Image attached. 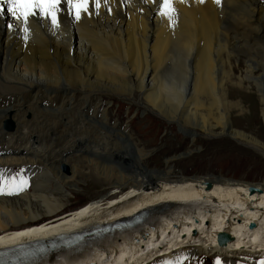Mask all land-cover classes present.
Here are the masks:
<instances>
[{
    "label": "bare ground",
    "instance_id": "bare-ground-1",
    "mask_svg": "<svg viewBox=\"0 0 264 264\" xmlns=\"http://www.w3.org/2000/svg\"><path fill=\"white\" fill-rule=\"evenodd\" d=\"M9 7L0 0V96L9 94L0 109V245L76 229L103 217L100 210L131 213L145 205L148 213L133 228L136 232L143 233L146 224H152L167 227L165 236L175 233L182 241L200 240L192 237L193 229L199 234L208 227L206 239L211 236L214 241L220 230L230 234L220 245L171 251L160 257L166 264L196 252L215 254L218 264L264 262L258 251H243L249 243L257 244L264 229V179L251 182L222 174H185L175 168L176 153L165 155L163 163L153 168L152 149L137 139L128 124L111 120L100 95L131 99L178 123L191 140L195 132L227 133L264 154V143L233 127L228 117L232 108L242 111L244 107L243 101H233L230 95L242 87L241 79L233 81V73L240 68L238 54L244 47L245 78L254 81L264 103V0H171L174 11L167 15L162 14L163 0H107L106 4L101 0L98 9L89 3L79 19L67 3H61L54 13L57 24L42 11L24 22ZM256 54L262 55L259 76H254L259 67ZM230 55L237 65L228 69ZM67 110L91 135L74 131L69 139L64 134L56 140L59 133L48 122ZM5 121H11L10 129ZM69 123L64 120L61 127ZM86 139L88 144L82 146ZM75 143L82 149L74 155ZM67 153L63 162L69 174L65 175L56 157ZM13 164H24L31 178L29 188L17 187L20 195L14 196L7 192L10 178L3 168ZM90 175L101 190L88 205L58 217L65 204L60 197H65L64 186ZM127 197L131 198L112 204ZM101 201L106 203L102 209ZM44 217L49 221L36 223ZM253 220L257 230L248 227ZM114 234L107 232L95 241L99 246L116 241L110 244L114 250L125 246ZM154 243L165 250L160 240L149 247ZM259 243L262 246L264 239ZM227 244L242 251L229 250ZM81 246L80 251L75 247L60 251V258L48 264H84L88 255L99 258L96 248L88 243ZM120 255L112 263L99 264H121L124 255Z\"/></svg>",
    "mask_w": 264,
    "mask_h": 264
},
{
    "label": "rangeland",
    "instance_id": "rangeland-1",
    "mask_svg": "<svg viewBox=\"0 0 264 264\" xmlns=\"http://www.w3.org/2000/svg\"><path fill=\"white\" fill-rule=\"evenodd\" d=\"M246 52H247V47H244L243 51H241L238 54V57L242 58L239 64L240 68L239 70L235 71V73H233L234 75L233 81H239V79H241L242 87L241 89H239L240 91L233 90L231 91L232 94H230L231 96H233V98H231L233 101H239V100L243 101L242 104L244 107L242 111L239 110L238 108H232L230 110L228 117L233 127L241 131L242 130L248 131L255 138H257L258 140L264 143V103H262V101L260 100V96L256 89L254 81L245 78V65H246L245 61L247 60ZM232 54H234V52H232ZM231 55L229 56V61L227 63L228 69H231V67L237 65V60H235V56L231 57ZM256 55H257L258 66L259 65L261 66L262 55L261 54H256ZM260 66L256 68L254 76L257 75L259 76L260 73H262ZM231 84L235 85V83L232 82ZM238 91L240 93H237ZM8 95L9 94H3L0 96V101H1L0 109L3 107L2 104H4V100L8 98ZM100 95H101V102H103V105L108 109V115L111 118V120L114 121L115 118H119V120L117 119L119 122L128 124L129 128H131L135 133V136L136 137L138 136L137 139H139L142 142V144H144L145 147L152 149V152L149 154V161H151L150 165L153 168H156L157 166L163 163L162 161L165 155H171L173 153H176L178 157H176V159L174 160L175 168L176 170L180 169V171L185 174H201V175L222 174L227 177H235L238 180L242 179L251 182L260 181L264 179V154L254 146L249 144L246 145V143L231 137L227 133L212 135V134H203L201 132H195L194 140H191L190 137H187L186 132L183 129L177 127L179 125L178 123L174 121H170L167 118H164L160 114L146 107H141L139 104L133 102V100L131 99H125L120 96L113 94L109 95L107 93H105L104 95L103 93H100ZM5 103L7 104V102ZM85 106L86 104H84L83 107ZM87 110L91 111L92 109L88 107ZM86 113L85 115L88 116ZM8 119H12L11 116ZM64 120H69L70 123L68 125L70 126L66 125L64 127H61ZM54 122L56 124H52ZM48 125H50L52 129L58 131L59 134L56 135V140L58 139L57 141H60V139L62 138V136H64V134L65 136H67V139H69L68 135L74 131H75L74 133H80L81 135L84 136L87 134L91 135L90 132L88 133V131H85L82 125L78 121H76L75 114L72 113L71 110H67L64 116L60 117L59 119L57 120L53 119V121H49ZM4 126L6 128L5 124ZM195 129L201 131L199 128H195ZM113 140L115 139L113 138ZM32 143L34 144L35 142L32 141ZM80 143L82 144V146L88 144L87 139L85 141H81ZM75 144L76 146L71 148V150H73L72 152L74 153V155L77 154V152H79L77 149L80 150L82 149L77 146V143ZM69 155L70 154L67 153V154H61L56 157L57 159H60L61 162L59 163L60 165L59 168L65 175L69 174L68 164L63 161H65V158ZM3 168L7 170L5 172L6 177L10 178L9 184L7 186V192L12 193L10 195L12 196L20 195L19 189L17 187H22V188L27 187V189L29 188L28 185H30L31 183V178L24 164H13L11 166L5 165ZM79 180L80 181H77L76 184L71 185L70 187L66 185L64 186L66 191L64 190L62 195H65V197L63 196L60 197L65 199V204L63 211L58 215V217L67 215L69 212L72 211V208L73 210H75L77 209L76 207L79 206L81 207L82 205H88L89 201L92 198H94L95 194L101 190V186H99L96 183V179L91 175L85 178L80 177ZM25 188H23V190ZM23 190L21 191V193L24 192ZM103 202L105 201H101V206L105 207L106 203ZM43 221L44 222L49 221L48 217H44L40 220H37L36 223ZM262 223L263 221L260 222V224ZM262 226L263 225H260L258 227L262 229ZM202 227H206V224L205 225L202 224L201 228ZM255 229L257 230L256 226ZM203 230L199 232L198 236H196L199 237L200 240H196V241H190V240L182 241L185 239L181 237H177V234L175 233L170 234V232L166 235L165 237L166 239L165 238L164 239L165 242H167V245L169 244V246L172 247L173 245L176 244L179 245L183 243L198 244V245L203 244L202 246H198L203 249L209 247L210 244L211 245L214 244L213 243L214 239L212 240L211 236L209 238H211L213 244L209 243V238L206 239L207 235L205 234H207L208 227L206 228V230L204 231ZM260 231L258 238H256L257 244L249 243V245L243 247V251H248V253H251L249 251H258L257 253H261V255H264V243L262 244V246L260 245L261 243H259L264 239V229ZM174 236L177 237L178 239L175 238ZM118 240L117 242H119ZM178 240L179 242L177 243L176 241ZM115 242L116 241H114L113 243ZM110 243L112 244V241ZM134 245H130L132 247L128 246L127 249L122 250L120 254L124 255V252L126 251L127 255L131 254L133 259H139V256L133 253L134 250H136L134 248L137 247V244L135 246ZM152 245L153 248H148L146 250H139L140 252L138 251V254L144 256L145 259L150 255L154 254L156 250H158L156 248L158 244L155 245L154 243ZM125 246L122 245L121 247H125ZM147 247L149 246H146V248ZM188 247L194 248L197 247V245H188L187 247H181L179 249H187ZM227 247L228 249L230 247L234 249V252L242 251L240 249L236 250L237 247L235 245L228 246L227 244ZM108 248L110 249L109 246ZM231 248L229 250H231ZM174 251L176 250H173V252ZM212 257H213L212 255L206 254L203 256V259H208V262L213 263ZM245 257L243 258L246 259ZM86 258H84L82 263H84L85 261L89 262V260L91 259V257L89 258V255ZM93 260H95V258ZM130 263L131 261H129V264ZM115 264H119V263L117 262ZM121 264H123V262ZM204 264H208V263L204 262ZM257 264H264V262L258 261Z\"/></svg>",
    "mask_w": 264,
    "mask_h": 264
},
{
    "label": "snow or ice",
    "instance_id": "snow-or-ice-1",
    "mask_svg": "<svg viewBox=\"0 0 264 264\" xmlns=\"http://www.w3.org/2000/svg\"><path fill=\"white\" fill-rule=\"evenodd\" d=\"M216 2L219 3L220 0H216ZM5 3L10 5L8 10L11 14L24 22L27 21L29 16L38 15L42 11L46 16H52V23L57 24L54 13L58 11L61 3H67L70 9L74 11L76 18L79 19L80 12L88 10L89 3L94 4L98 9L101 0H5ZM104 3L106 4L107 0H104ZM163 7L165 11L162 14L167 15L174 11L171 8V0H163Z\"/></svg>",
    "mask_w": 264,
    "mask_h": 264
},
{
    "label": "water",
    "instance_id": "water-1",
    "mask_svg": "<svg viewBox=\"0 0 264 264\" xmlns=\"http://www.w3.org/2000/svg\"><path fill=\"white\" fill-rule=\"evenodd\" d=\"M9 126V125H8ZM251 190H253V187H251Z\"/></svg>",
    "mask_w": 264,
    "mask_h": 264
}]
</instances>
